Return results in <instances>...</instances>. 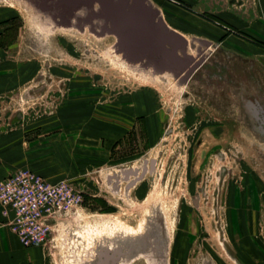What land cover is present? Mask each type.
Here are the masks:
<instances>
[{"label": "rangeland", "instance_id": "obj_1", "mask_svg": "<svg viewBox=\"0 0 264 264\" xmlns=\"http://www.w3.org/2000/svg\"><path fill=\"white\" fill-rule=\"evenodd\" d=\"M201 1L158 7L204 60L179 82L0 0L1 173L85 192L45 264H264V0Z\"/></svg>", "mask_w": 264, "mask_h": 264}, {"label": "water", "instance_id": "obj_2", "mask_svg": "<svg viewBox=\"0 0 264 264\" xmlns=\"http://www.w3.org/2000/svg\"><path fill=\"white\" fill-rule=\"evenodd\" d=\"M49 1L29 3L40 14H49L52 18L48 19L58 27H88L99 36H114L117 52L130 64L152 69L155 74L170 73L179 82H187L202 67L203 58L188 53L189 41L165 23L151 0H53L56 12L63 11L55 16L45 6ZM201 44L211 46L207 42ZM100 256L98 264H104L102 258L108 264L123 258L109 251Z\"/></svg>", "mask_w": 264, "mask_h": 264}, {"label": "built area", "instance_id": "obj_3", "mask_svg": "<svg viewBox=\"0 0 264 264\" xmlns=\"http://www.w3.org/2000/svg\"><path fill=\"white\" fill-rule=\"evenodd\" d=\"M85 203V192L70 179L50 182L20 169L0 182L1 213L25 248L50 252L57 226L65 219L81 218Z\"/></svg>", "mask_w": 264, "mask_h": 264}, {"label": "crops", "instance_id": "obj_4", "mask_svg": "<svg viewBox=\"0 0 264 264\" xmlns=\"http://www.w3.org/2000/svg\"><path fill=\"white\" fill-rule=\"evenodd\" d=\"M172 0H153L156 7L160 8L163 11V8L166 4H170ZM180 2H186L187 5L202 7L203 2L201 0H178ZM0 164V182L7 178L9 175L7 172L1 173ZM8 175V176H7ZM50 181V180H49ZM60 181V180H58ZM51 181V182H58ZM251 191L248 192L250 195ZM249 195H246L244 199L249 198ZM245 201V200H244ZM242 203V202H241ZM0 222L4 224L9 230L10 227L7 225L6 219L3 217L0 210ZM18 238L12 234H8V238H0V264H45L46 252L44 249L39 247L25 248L19 243Z\"/></svg>", "mask_w": 264, "mask_h": 264}, {"label": "flooded vegetation", "instance_id": "obj_5", "mask_svg": "<svg viewBox=\"0 0 264 264\" xmlns=\"http://www.w3.org/2000/svg\"><path fill=\"white\" fill-rule=\"evenodd\" d=\"M22 1H24L27 5H29L30 7H33L32 5H30V3H31V0H22ZM29 1H30V3H29ZM33 1V0H32ZM55 1H53V0H50L48 3H47V5L45 4V6L46 7H49L51 10L50 11H48L50 14H52L53 16H55V15H59V14H61V13H63V11L62 10H60V9H58L57 10V12H56V10H55V8H54V6H55V3H54ZM33 3V2H32ZM34 11L35 12H37V13H40L39 11H38V9H34ZM46 14V15H45ZM45 14H41V15H43L45 18H48V17H50V18H52L49 14H47V13H45ZM62 19H66V18H62ZM58 21H60V18H58L57 19ZM13 21H15V20H13ZM219 261V262H218ZM237 262V261H236ZM212 264H215V263H212ZM216 264H221V261L218 259L217 261H216ZM237 264H240V263H238L237 262ZM253 264H254V262H253Z\"/></svg>", "mask_w": 264, "mask_h": 264}, {"label": "bare ground", "instance_id": "obj_6", "mask_svg": "<svg viewBox=\"0 0 264 264\" xmlns=\"http://www.w3.org/2000/svg\"><path fill=\"white\" fill-rule=\"evenodd\" d=\"M18 1H20V2H23L22 0H18ZM38 19V18H37ZM38 23L39 24H41L40 23V21H39V19H38ZM40 27H42V26H40ZM51 29H52V27H51ZM50 31V30H49ZM117 51V50H116ZM123 62V61H122ZM122 64V63H121ZM127 64H129V63H127ZM116 65V64H115ZM122 67H124V66H126V70H129V69H131V70H133L132 68L133 67H136L137 69H138V67H141V66H139V65H135V64H129V65H125V64H122L121 65ZM127 67L129 68V69H127ZM154 76H155V74H153ZM252 134V133H251ZM254 137V136H253ZM255 138V137H254ZM15 235V234H14ZM16 236V235H15ZM17 237V236H16ZM20 243V242H19ZM104 264H107V261H105V263Z\"/></svg>", "mask_w": 264, "mask_h": 264}]
</instances>
